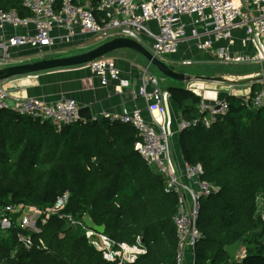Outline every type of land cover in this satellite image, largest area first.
<instances>
[{
  "label": "trees",
  "instance_id": "obj_1",
  "mask_svg": "<svg viewBox=\"0 0 264 264\" xmlns=\"http://www.w3.org/2000/svg\"><path fill=\"white\" fill-rule=\"evenodd\" d=\"M89 1L98 16V0ZM62 0H56L58 10ZM0 8L30 13L20 0H0ZM235 66L225 73H248ZM165 89L174 111L182 118L198 117L200 97L181 83ZM261 90L252 82L250 99ZM242 97L227 95V112L209 127L200 124L175 135L182 158L200 163L202 177L217 190L201 200L193 264H264V104L254 107ZM136 132L129 124L104 115L57 127L11 109L0 110V205L45 209L65 190L69 197L62 213L88 216L116 241H147V252L132 264H175L176 229L172 216L176 196L165 193L163 177L146 164L134 148ZM45 218V221H42ZM28 233L32 245L19 244L17 233ZM149 240H151L149 242ZM239 240L245 256L229 258L225 246ZM18 264H111L90 245L80 228L56 214H39L34 228L16 223L0 232V261Z\"/></svg>",
  "mask_w": 264,
  "mask_h": 264
},
{
  "label": "built area",
  "instance_id": "obj_2",
  "mask_svg": "<svg viewBox=\"0 0 264 264\" xmlns=\"http://www.w3.org/2000/svg\"><path fill=\"white\" fill-rule=\"evenodd\" d=\"M20 3L29 11L28 16H21L16 9L0 8V68L19 64L26 54L75 47L91 38L107 41L117 37L138 41L153 56L168 63L190 65L194 61L192 52L197 50L209 53L211 60L221 64H259L264 68V0H98V16L89 1L77 4L74 0H62L58 10L56 0H20ZM84 65L99 78L101 85L116 82V92H121L122 87L131 82L121 76L111 56L102 55ZM136 67L138 76L134 92L147 102L149 119L136 106L104 116L133 127L136 132L134 148L146 164L163 177L164 192L176 196V211L172 216L177 237L175 264H185L188 253L193 264V249L202 237L197 226L201 200L214 193L217 187L202 177L201 164L184 160L174 151L169 139L198 124L209 127L227 112V95L242 97L248 103L250 90H241L235 85L234 76H228L231 85L228 92L210 101L201 98L198 117L179 116L173 125L169 90L161 87L148 66ZM5 80H0V110L11 109L33 119L51 121L57 127L80 118L81 106L75 99L62 96L48 101L37 96L12 94ZM250 101L254 107L263 105L264 91L256 92ZM68 197L69 191L65 190L49 207L22 208L15 219L13 214L18 209L15 204L0 205V232L14 223L21 230L34 228L40 213L56 214L66 219L67 225L80 228L87 242L111 264H132L147 252V241L141 234H137L133 242L116 241L95 230L85 216L75 218L62 213ZM260 215L264 219L263 210ZM17 239L26 249L32 245L26 232L19 231ZM15 254L16 249L11 258ZM244 256L245 248L240 243L234 258L240 261Z\"/></svg>",
  "mask_w": 264,
  "mask_h": 264
},
{
  "label": "crops",
  "instance_id": "obj_3",
  "mask_svg": "<svg viewBox=\"0 0 264 264\" xmlns=\"http://www.w3.org/2000/svg\"><path fill=\"white\" fill-rule=\"evenodd\" d=\"M89 40L90 43L86 45V42L75 46L77 50L70 52L69 54H58L55 57L60 56H67L72 54H78L81 52H85L87 50H90L94 48L95 46L103 43L104 41H101V39H95L91 38ZM78 49H82V51H78ZM126 49L132 50L136 53H139L131 48H118L114 49L110 52H108L107 56H111L115 59L116 65L120 68V74L123 77H126L130 79V83L128 86H123L121 92L115 91V83L114 81H110L106 85H101L99 78L95 76L91 72V70L86 67L84 64H76V65H65V66H59L54 67L48 70L38 71V72H28V73H22L18 74L16 76L7 78L5 80V85L7 89L12 94H19L24 96H37L41 97L48 101H56L62 96H67L75 99L80 106L89 105L92 117H96L98 115H104L106 113H119L123 109H132L133 107H138L142 111V115L149 119V113L147 110V102L145 99L135 94L134 90L137 88V76H138V69L136 66H139L140 68L144 66H141L140 64L136 63L132 57L131 53L128 52ZM193 63H202L210 68L214 67L213 63H218L214 60H211L210 54L207 52H199L197 50H193ZM140 54V53H139ZM29 54L22 56L21 63L26 62H35L37 60L42 59L41 57L39 59L35 60H28L27 56ZM142 55V54H141ZM212 62V63H211ZM17 64V63H16ZM170 66L176 70L175 67L177 66H189V65H181V64H174L169 63ZM216 65L221 66H248L252 67L250 69V72L241 73V74H235V73H225L224 70L228 68H222L218 71H216L214 74H211V76H230L231 78L234 76V79L237 81V85L241 90L247 91L250 90L252 82L256 81L261 85V90L264 91V73H262V70L264 68L259 64H221L218 63ZM178 72H184L186 74L197 76L196 73H189L186 71H180L176 70ZM210 76V75H208ZM239 78V79H238ZM176 81V80H175ZM181 83L180 81H176ZM185 84V88L191 90L196 95H198L200 98H203L207 101L212 100L215 97H220L225 94V92H228L229 87L231 86L228 81H214V80H207V79H201V78H195V79H189ZM178 84V83H177ZM176 85V84H175ZM166 88V87H164ZM169 112L173 121V125L175 124L176 120L179 118V115L174 111V108L172 104L169 105ZM176 135V134H175ZM174 135V136H175ZM173 136V139H174ZM176 139V138H175ZM177 141V139L175 140ZM174 142V140H173ZM177 145V144H176ZM174 151L179 153V149L174 145L173 146ZM263 205V204H262ZM263 207V206H262ZM191 256L188 253L186 255V261L185 264H191L190 262Z\"/></svg>",
  "mask_w": 264,
  "mask_h": 264
},
{
  "label": "water",
  "instance_id": "obj_4",
  "mask_svg": "<svg viewBox=\"0 0 264 264\" xmlns=\"http://www.w3.org/2000/svg\"><path fill=\"white\" fill-rule=\"evenodd\" d=\"M62 17L64 15L62 14ZM118 48H131L140 54H142L148 61V64L154 65L162 74L167 77L176 80V81H187L189 79L201 78L214 81H229L224 76H204V75H190L184 72H178L174 70L171 66L167 65L166 62L153 56L148 49L142 46L138 41L117 37L95 46L94 48L81 52L78 54H72L67 56L60 57H51V58H42L35 62H26L18 65L7 66L0 68V80H4L18 74L28 73V72H38L43 70H48L54 67L65 66V65H76L84 64L88 61L97 58L99 56L105 55L108 52L118 49ZM78 116L82 119H90L92 117V112L89 105L81 106L78 110ZM85 220L89 225H92L93 228L99 232H104L103 225H95L91 222L88 216H85ZM240 247V241L236 240L225 246V251L228 254L229 258H234L236 252ZM18 259L14 258L7 264H18Z\"/></svg>",
  "mask_w": 264,
  "mask_h": 264
},
{
  "label": "rangeland",
  "instance_id": "obj_5",
  "mask_svg": "<svg viewBox=\"0 0 264 264\" xmlns=\"http://www.w3.org/2000/svg\"><path fill=\"white\" fill-rule=\"evenodd\" d=\"M123 38H126V37H123ZM90 41H92V40H88L86 42V45L88 43H90ZM101 41H103V40H101ZM75 50H77V48H75L74 46H70V47L60 48L58 50H53V51H44L42 53H34V54H31V55L27 56L28 57L27 59L28 60H32V59L35 60V59H39L40 57L41 58H51V57H55L56 55L61 54V53H62V55L63 54L65 55L66 53L69 54L70 52H73ZM126 50L131 53V57L136 63H138V64H140L141 66H144V67L148 66V70L150 72L154 73L157 76L161 87L164 88V87H167L169 85H175V84L179 83V82H176L175 80L167 77L166 75L162 74L154 65L148 64L147 59L143 55H141L139 53H136V52H134L132 50H129V49H126ZM78 51H82V49H78ZM114 52H117V51H114ZM114 52H110V53H114ZM166 64L170 66V64L167 61H166ZM216 64H218V63L209 64V65H213L214 66L212 68H210V67H208V66H206V65H204L202 63H193L192 65H189V66H183V67L182 66L181 67L177 66L175 68H176V70H180V71H186V72H189V73L190 72L191 73H196L198 75H204V76H208V75L211 76V74H214L216 71H218V70H220L222 68L224 69V68H233V67H235L234 65H229V66L226 67V66H221V65H216ZM14 65H18V64H14ZM186 83L187 82H181V84L183 86H185ZM169 140H171V143H173V146L175 145L176 149H177L175 136H174V139L172 137ZM173 140H174V142H173ZM262 204L263 203H262L261 199L259 198L258 202H257L258 213H260L263 210V207H262L263 205ZM38 216L39 215H37V217Z\"/></svg>",
  "mask_w": 264,
  "mask_h": 264
}]
</instances>
